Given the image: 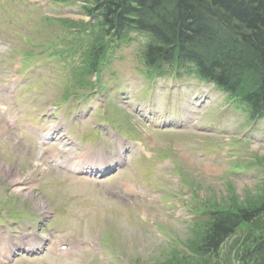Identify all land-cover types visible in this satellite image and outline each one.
<instances>
[{"label":"rangeland","instance_id":"374dc122","mask_svg":"<svg viewBox=\"0 0 264 264\" xmlns=\"http://www.w3.org/2000/svg\"><path fill=\"white\" fill-rule=\"evenodd\" d=\"M81 4L83 0H0V85L11 84L10 99L0 101L12 103L21 115L16 123L20 130L25 122L54 124L46 127L62 128L54 136L66 133L87 157L94 151L114 152L119 135L136 150L119 175L71 178L48 169L0 117L1 233L8 235L9 227L17 238L53 233L54 241L85 245L7 264H203L204 259L194 260V249L207 220L194 221L198 215L193 211L203 206L236 210L264 201V118L248 122L220 91L191 77L150 79L139 61L140 42L147 38L136 33L130 34L131 41L108 47L100 69L102 90L95 87L92 75L83 72L80 54L86 45L68 43L66 35L73 29L65 19H88ZM205 89L204 102L195 106ZM106 91L102 107V101L96 102ZM150 91L154 101L139 104L138 97ZM80 100L87 113L78 120L73 111ZM134 106L147 109L158 126L141 120ZM168 111L177 123L193 119L178 127L159 126ZM95 122L106 126L96 127L101 137L92 134ZM83 128L90 133L88 142L77 131ZM102 139L105 147L99 148ZM121 181L131 186L130 192L123 191ZM258 242H264V212L240 225L206 259L240 264L241 249Z\"/></svg>","mask_w":264,"mask_h":264},{"label":"trees","instance_id":"16d2710c","mask_svg":"<svg viewBox=\"0 0 264 264\" xmlns=\"http://www.w3.org/2000/svg\"><path fill=\"white\" fill-rule=\"evenodd\" d=\"M84 2V11L96 26L95 41L86 56L90 72L107 38L120 40L134 30L149 37L142 51L147 68L177 66L193 71L244 103L252 116L264 113V0ZM77 25L88 29L82 20ZM262 211L264 201L254 207L213 210L195 250L200 256L216 254L242 223L251 222ZM239 256L241 264H264V243L241 249Z\"/></svg>","mask_w":264,"mask_h":264}]
</instances>
